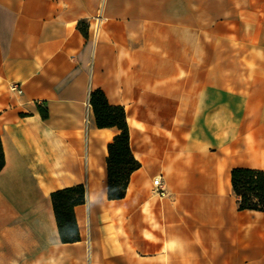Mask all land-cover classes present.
<instances>
[{"label":"crops","instance_id":"0c3cea01","mask_svg":"<svg viewBox=\"0 0 264 264\" xmlns=\"http://www.w3.org/2000/svg\"><path fill=\"white\" fill-rule=\"evenodd\" d=\"M95 91L139 163L118 200ZM0 144V264H264L231 185L264 179V0H0ZM75 186L62 243L50 195Z\"/></svg>","mask_w":264,"mask_h":264},{"label":"trees","instance_id":"16d2710c","mask_svg":"<svg viewBox=\"0 0 264 264\" xmlns=\"http://www.w3.org/2000/svg\"><path fill=\"white\" fill-rule=\"evenodd\" d=\"M97 128L115 127L119 133L107 144L106 178L107 198L118 200L124 197L129 177L139 168L129 148L128 126L122 107L107 105L102 92L90 94ZM3 167V154L0 144V170ZM231 185L239 199V210L264 211V179L260 171L234 168L231 170ZM57 230L62 243L79 239L73 207L84 202L83 186H75L53 192L50 195Z\"/></svg>","mask_w":264,"mask_h":264},{"label":"built area","instance_id":"2783aa9c","mask_svg":"<svg viewBox=\"0 0 264 264\" xmlns=\"http://www.w3.org/2000/svg\"><path fill=\"white\" fill-rule=\"evenodd\" d=\"M101 19V15L100 12L98 13V15L96 16V21L97 24L99 23ZM87 118L85 119V123H87ZM154 191L158 194L159 197H164L166 196V190L165 188L162 186L161 182H160V178H155L152 182Z\"/></svg>","mask_w":264,"mask_h":264}]
</instances>
